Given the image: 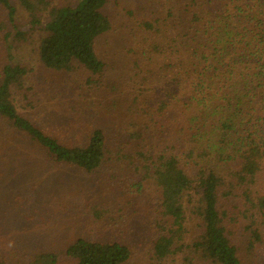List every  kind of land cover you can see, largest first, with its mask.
<instances>
[{
  "label": "trees",
  "instance_id": "trees-1",
  "mask_svg": "<svg viewBox=\"0 0 264 264\" xmlns=\"http://www.w3.org/2000/svg\"><path fill=\"white\" fill-rule=\"evenodd\" d=\"M17 1L31 27L20 25L14 0H0L12 25L0 124L47 165L134 197L108 201L112 216L90 209L108 235L79 238L29 264H128L130 243L142 241L158 264H246L243 254L264 245V0H173L163 18L139 21L136 44L117 52L115 63L97 50L113 30L105 12L112 0L50 6L47 22L33 0ZM33 30L44 34L38 56L45 69L81 77L66 139L18 106V97L27 106L34 95L24 94L29 67L15 62L14 43ZM136 215L147 216L146 231L134 228Z\"/></svg>",
  "mask_w": 264,
  "mask_h": 264
},
{
  "label": "rangeland",
  "instance_id": "rangeland-1",
  "mask_svg": "<svg viewBox=\"0 0 264 264\" xmlns=\"http://www.w3.org/2000/svg\"><path fill=\"white\" fill-rule=\"evenodd\" d=\"M33 2L37 9L42 8L39 16L47 22L50 6L69 5L73 0ZM172 2L173 0H112L105 12L112 20L113 30L97 44L101 58L115 63L118 60L116 57H120L117 52L122 53L124 47L127 50L136 44L139 21L162 17L172 6ZM14 3L18 7L17 18L20 25L24 27V31L29 32L31 15L17 0ZM11 29L7 13L0 7V71L8 64V44L4 42V37ZM32 32L26 42L14 43L15 47L13 46L15 62L29 67L24 94L34 95L33 104L26 103L27 106L22 105L18 97V106L25 116L48 133L66 139L68 134L64 133L63 127L68 118L69 103L75 98V88L82 84L81 77L75 78L45 69L39 63L38 56L39 42L44 34L38 30ZM105 188L97 184L94 177L81 171L47 165L42 152L0 124V260L5 258L11 264H29L37 255L59 252L79 238L96 240L108 235L109 233H102L108 227L96 222L90 209L100 206L112 216L108 201L113 204L132 196L116 193V190L105 191ZM143 209L142 213H145L147 210L144 203ZM143 215H136V222H133L134 228H139L140 232L146 231L143 221L147 216L142 217ZM140 232L137 239L143 235ZM136 235H132L134 239ZM127 238L130 239V235ZM242 240L246 244L247 236L242 237ZM130 244L135 255L128 264H158L150 259L149 242ZM246 256L247 254H243L246 264L260 261L264 256V245L257 248L250 257ZM59 264L75 262L61 258Z\"/></svg>",
  "mask_w": 264,
  "mask_h": 264
}]
</instances>
